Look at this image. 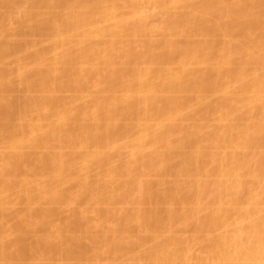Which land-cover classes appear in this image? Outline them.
I'll use <instances>...</instances> for the list:
<instances>
[{"label": "bare ground", "instance_id": "6f19581e", "mask_svg": "<svg viewBox=\"0 0 264 264\" xmlns=\"http://www.w3.org/2000/svg\"><path fill=\"white\" fill-rule=\"evenodd\" d=\"M0 264H264V0H0Z\"/></svg>", "mask_w": 264, "mask_h": 264}]
</instances>
